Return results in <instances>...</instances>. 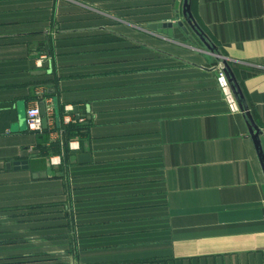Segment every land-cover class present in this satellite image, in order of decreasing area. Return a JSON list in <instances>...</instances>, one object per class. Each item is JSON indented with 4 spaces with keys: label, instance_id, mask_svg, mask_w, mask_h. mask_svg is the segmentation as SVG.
I'll list each match as a JSON object with an SVG mask.
<instances>
[{
    "label": "crops",
    "instance_id": "crops-1",
    "mask_svg": "<svg viewBox=\"0 0 264 264\" xmlns=\"http://www.w3.org/2000/svg\"><path fill=\"white\" fill-rule=\"evenodd\" d=\"M176 3L0 0V264H264V0H191L237 110Z\"/></svg>",
    "mask_w": 264,
    "mask_h": 264
},
{
    "label": "water",
    "instance_id": "water-1",
    "mask_svg": "<svg viewBox=\"0 0 264 264\" xmlns=\"http://www.w3.org/2000/svg\"><path fill=\"white\" fill-rule=\"evenodd\" d=\"M179 4L180 0H177L176 3V21L173 20H167V21H161V22H155L149 24V28L152 30H156L159 33H162L164 35H167L168 37H172L174 39H177L181 42H185L189 39L190 36V30L189 27L203 40V42L206 44V46L210 49L211 52L218 55L219 59L222 58L220 62V66L224 69L226 76L231 84L232 90L237 97L241 108H244V94L241 89V86L236 78V75L234 74L230 64L229 60L226 57L221 56L216 52V46L211 43V41L208 38V35L204 32V30L201 28V26L196 21L192 9H191V0H185L184 6H183V16L185 17V20L188 24V26L185 24L184 20L180 19L179 14ZM192 38V37H191ZM42 114L44 115V125L47 124V118H46V112H45V106L42 104ZM24 121L25 125L27 126L26 121V114H24ZM255 127H257L255 125ZM255 135H258L256 132ZM8 168H14V169H22V168H28L29 167V160L28 159H22V160H14L12 162H7Z\"/></svg>",
    "mask_w": 264,
    "mask_h": 264
},
{
    "label": "built area",
    "instance_id": "built-area-1",
    "mask_svg": "<svg viewBox=\"0 0 264 264\" xmlns=\"http://www.w3.org/2000/svg\"><path fill=\"white\" fill-rule=\"evenodd\" d=\"M220 85L227 97V100L230 104L231 109L237 110L239 109V104H238V99L235 96L231 84L226 76V73L224 69L221 67L219 71V76H218ZM73 106L72 105H66L65 106V112H64V121L66 122H71V121H76V122H84L85 118L82 115H76L75 117L73 116ZM50 117L52 114H49ZM48 113L46 114V118L49 117ZM26 121H27V126L28 129L33 131V132H41L44 128V115L42 114V109L39 103L33 104L27 108L26 111ZM53 160V159H52Z\"/></svg>",
    "mask_w": 264,
    "mask_h": 264
},
{
    "label": "trees",
    "instance_id": "trees-1",
    "mask_svg": "<svg viewBox=\"0 0 264 264\" xmlns=\"http://www.w3.org/2000/svg\"><path fill=\"white\" fill-rule=\"evenodd\" d=\"M83 129V125L80 123H70L68 125L65 126V133H67L68 135H75L77 133H80V131ZM56 148H54V151H56L57 145H54ZM42 148V147H41ZM49 151L47 150V148L43 149L42 155H48ZM68 255H72L73 257L75 256L72 250H68L66 252ZM76 257V256H75ZM65 258V257H64ZM67 258V257H66ZM65 258V259H66ZM67 264H74V263H70L68 262Z\"/></svg>",
    "mask_w": 264,
    "mask_h": 264
},
{
    "label": "rangeland",
    "instance_id": "rangeland-1",
    "mask_svg": "<svg viewBox=\"0 0 264 264\" xmlns=\"http://www.w3.org/2000/svg\"><path fill=\"white\" fill-rule=\"evenodd\" d=\"M141 25V24H140ZM139 25V26H140ZM142 27H147V24H142ZM133 31V30H132ZM195 41H193V40H191V39H188L187 41H185L186 43H188L189 45H191V46H195V47H198V48H203V49H206V46L203 44V42L201 41V40H199V38L198 37H196V39H194ZM133 41H136V42H138V43H140L139 42V40H135V39H133ZM207 50V49H206ZM204 57H206L207 56V54H202ZM210 58L213 60V62L214 61H216V63H218V64H220V62H221V60H222V58H220V59H216L215 57H213V56H210ZM50 157V156H49Z\"/></svg>",
    "mask_w": 264,
    "mask_h": 264
}]
</instances>
